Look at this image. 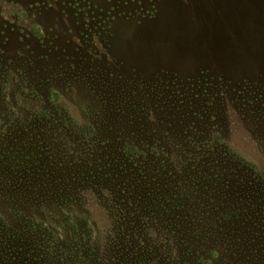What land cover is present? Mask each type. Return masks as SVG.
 Returning a JSON list of instances; mask_svg holds the SVG:
<instances>
[{
	"label": "rangeland",
	"instance_id": "1",
	"mask_svg": "<svg viewBox=\"0 0 264 264\" xmlns=\"http://www.w3.org/2000/svg\"><path fill=\"white\" fill-rule=\"evenodd\" d=\"M219 158L264 171V0H0V264H78L115 203ZM240 170L209 209L264 205Z\"/></svg>",
	"mask_w": 264,
	"mask_h": 264
},
{
	"label": "trees",
	"instance_id": "2",
	"mask_svg": "<svg viewBox=\"0 0 264 264\" xmlns=\"http://www.w3.org/2000/svg\"><path fill=\"white\" fill-rule=\"evenodd\" d=\"M135 149V145L123 148V157L131 163L140 158ZM223 153L227 154V150ZM230 155L227 154L226 158ZM232 160L237 168L227 170L226 177L216 170L222 161L220 158L214 160L217 165H212L209 171H201V168L191 170L195 183L192 193H185L184 186L178 187L181 181L177 185L162 186L158 181L156 198L154 186L147 184L144 187L151 189H147L143 197L140 194L137 196L143 206L135 198L132 202L123 200L115 203L116 215L109 217L112 223L105 228L108 234L114 224L113 234L108 235L103 243L98 246L92 243L87 252L68 249L56 257L68 256L71 263L78 264H264V205H257L254 209L255 205L241 196L236 200H215L214 207L209 209V200L203 198L201 192L202 188H219L225 182L233 184L237 181V169H241L243 175L264 190V171L259 176H253L250 171L252 166ZM201 161H204L202 155ZM195 172L197 177L193 175ZM202 181L207 182L203 187ZM2 189L0 184V197ZM132 196H135L134 191ZM210 200L213 201L212 198ZM107 205L110 206V203ZM154 208H158L156 215L152 214ZM109 209L114 210L112 206ZM157 221L158 225H150ZM222 224L230 225L232 230L221 234L220 231L225 229ZM241 225L244 226L240 228Z\"/></svg>",
	"mask_w": 264,
	"mask_h": 264
}]
</instances>
